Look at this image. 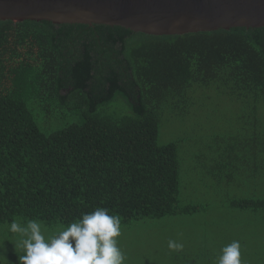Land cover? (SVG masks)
Wrapping results in <instances>:
<instances>
[{
	"label": "trees",
	"instance_id": "trees-1",
	"mask_svg": "<svg viewBox=\"0 0 264 264\" xmlns=\"http://www.w3.org/2000/svg\"><path fill=\"white\" fill-rule=\"evenodd\" d=\"M212 81L237 97L256 133L258 105L264 108V28L152 36L102 25L0 21V225L22 218L66 228L98 207L124 225L208 213L200 204L179 205L177 144L161 146L158 136L165 109L179 110L187 89ZM118 96L129 112L98 113ZM30 103L46 112L56 103L81 120L46 133ZM256 147L242 148L247 163L233 156L229 167L264 169V147ZM225 203L248 219L232 225L241 261L264 264V197ZM228 244L204 243L187 254L218 262Z\"/></svg>",
	"mask_w": 264,
	"mask_h": 264
},
{
	"label": "rangeland",
	"instance_id": "rangeland-1",
	"mask_svg": "<svg viewBox=\"0 0 264 264\" xmlns=\"http://www.w3.org/2000/svg\"><path fill=\"white\" fill-rule=\"evenodd\" d=\"M220 84L218 81H212L209 86L195 84L186 90L187 99L180 109H165L159 120L158 144L176 143L178 148L179 205L200 204L209 207V212L158 220L141 219L127 225L121 223L119 237H122L120 241L124 245L118 247L126 257L124 264H218L217 261L188 256L187 253H191V249L201 250L204 243H231L237 235L232 225L246 226L247 217L243 213H230L223 208L227 204L225 202L234 198L264 197V169L255 171L250 163L230 168L231 159L227 158V154L231 153V157L242 158L244 162L241 163H247L246 158L250 155H240L242 148L264 147L263 105H258L260 110L255 133L249 129L248 114L241 102ZM43 106L28 104L43 132L58 130L65 124L81 120L78 111L50 103L49 112H46ZM128 110L126 102L118 96L111 104L99 108L98 113L122 116ZM202 164L210 169L202 170ZM225 174L230 177L220 179ZM219 182L230 185L220 186ZM15 222L23 227L28 223L22 218H16ZM9 228L10 224L0 225V264H19V256L24 255L23 247L18 246L22 237ZM62 229L64 227L56 224L48 226L41 223L46 239ZM170 241L182 244V250L178 252L169 248ZM251 247L248 245L253 251ZM242 264H245L244 261Z\"/></svg>",
	"mask_w": 264,
	"mask_h": 264
},
{
	"label": "water",
	"instance_id": "water-1",
	"mask_svg": "<svg viewBox=\"0 0 264 264\" xmlns=\"http://www.w3.org/2000/svg\"><path fill=\"white\" fill-rule=\"evenodd\" d=\"M0 21L102 25L176 36L264 28V0H0Z\"/></svg>",
	"mask_w": 264,
	"mask_h": 264
},
{
	"label": "clouds",
	"instance_id": "clouds-1",
	"mask_svg": "<svg viewBox=\"0 0 264 264\" xmlns=\"http://www.w3.org/2000/svg\"><path fill=\"white\" fill-rule=\"evenodd\" d=\"M9 230L22 237L18 246L24 255L19 264H124L126 259L115 239L121 235V217L110 215L106 208L83 214L47 239L36 220L26 227L13 221ZM169 248L179 251L183 245L170 241ZM240 249L239 241L223 247L218 264H242Z\"/></svg>",
	"mask_w": 264,
	"mask_h": 264
},
{
	"label": "crops",
	"instance_id": "crops-1",
	"mask_svg": "<svg viewBox=\"0 0 264 264\" xmlns=\"http://www.w3.org/2000/svg\"><path fill=\"white\" fill-rule=\"evenodd\" d=\"M231 154V153H230ZM230 154H227V158L228 159H231V161L234 159L233 157H231V155Z\"/></svg>",
	"mask_w": 264,
	"mask_h": 264
}]
</instances>
